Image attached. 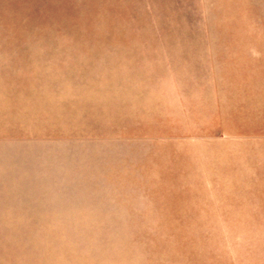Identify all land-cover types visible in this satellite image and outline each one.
I'll return each instance as SVG.
<instances>
[{"label": "rangeland", "instance_id": "rangeland-1", "mask_svg": "<svg viewBox=\"0 0 264 264\" xmlns=\"http://www.w3.org/2000/svg\"><path fill=\"white\" fill-rule=\"evenodd\" d=\"M0 264H264V0H0Z\"/></svg>", "mask_w": 264, "mask_h": 264}]
</instances>
